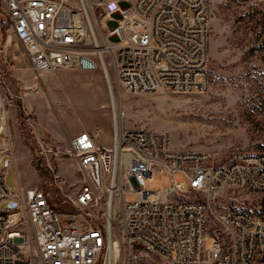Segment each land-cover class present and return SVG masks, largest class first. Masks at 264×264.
<instances>
[{
    "label": "built area",
    "instance_id": "1",
    "mask_svg": "<svg viewBox=\"0 0 264 264\" xmlns=\"http://www.w3.org/2000/svg\"><path fill=\"white\" fill-rule=\"evenodd\" d=\"M0 1L35 73L101 71L110 99L210 87L211 0ZM99 138L82 131L71 139L85 180L74 212L53 208L42 188L19 184L12 193L0 174V264H132L137 250L166 264H256L264 256V152L219 162L174 149L167 133L114 121L111 146ZM156 172L169 174L168 188H147ZM231 189L255 201L218 211L216 197Z\"/></svg>",
    "mask_w": 264,
    "mask_h": 264
},
{
    "label": "rangeland",
    "instance_id": "2",
    "mask_svg": "<svg viewBox=\"0 0 264 264\" xmlns=\"http://www.w3.org/2000/svg\"><path fill=\"white\" fill-rule=\"evenodd\" d=\"M209 26V89L116 92L119 123L167 133L174 149L209 153L219 162L237 151L264 152V54L256 49L264 38V0H211ZM0 72V174L6 173L12 193L19 192V184L42 188L59 211L74 212L85 180L67 134L83 125H107L108 113L112 120L102 72H33L1 1ZM170 185L171 177L162 172L147 181L150 191ZM251 201L250 193L231 189L216 197L214 207L223 212ZM8 205L3 203L2 210ZM95 214L102 219V211ZM113 224L120 234V221ZM136 254L140 258L132 264H166L155 254ZM256 264H264V256Z\"/></svg>",
    "mask_w": 264,
    "mask_h": 264
},
{
    "label": "crops",
    "instance_id": "3",
    "mask_svg": "<svg viewBox=\"0 0 264 264\" xmlns=\"http://www.w3.org/2000/svg\"><path fill=\"white\" fill-rule=\"evenodd\" d=\"M107 122H108L107 125H102V126H99L98 123H95L91 126L83 125L77 130H71L72 132L67 135H71V137L73 138L75 135L79 134L82 131L97 133L100 136V138L97 141L98 145L103 147H110L112 144V137H113V118L111 120L109 113L107 115Z\"/></svg>",
    "mask_w": 264,
    "mask_h": 264
},
{
    "label": "bare ground",
    "instance_id": "4",
    "mask_svg": "<svg viewBox=\"0 0 264 264\" xmlns=\"http://www.w3.org/2000/svg\"><path fill=\"white\" fill-rule=\"evenodd\" d=\"M115 97H116L115 94H113L112 98L111 99L109 98V100H110V105H111V108H112V118H113V121L117 124V123H119V120H118L117 101H116Z\"/></svg>",
    "mask_w": 264,
    "mask_h": 264
},
{
    "label": "trees",
    "instance_id": "5",
    "mask_svg": "<svg viewBox=\"0 0 264 264\" xmlns=\"http://www.w3.org/2000/svg\"><path fill=\"white\" fill-rule=\"evenodd\" d=\"M257 50H259L261 53L264 54V38L260 41V43L258 44V46L256 47ZM53 208H55L56 210H58L56 208V206L52 203Z\"/></svg>",
    "mask_w": 264,
    "mask_h": 264
},
{
    "label": "water",
    "instance_id": "6",
    "mask_svg": "<svg viewBox=\"0 0 264 264\" xmlns=\"http://www.w3.org/2000/svg\"><path fill=\"white\" fill-rule=\"evenodd\" d=\"M10 206H13L14 207V206H16V203H11Z\"/></svg>",
    "mask_w": 264,
    "mask_h": 264
}]
</instances>
